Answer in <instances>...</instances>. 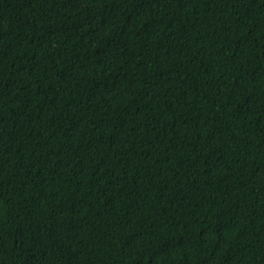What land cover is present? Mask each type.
I'll return each instance as SVG.
<instances>
[{
	"label": "trees",
	"instance_id": "16d2710c",
	"mask_svg": "<svg viewBox=\"0 0 264 264\" xmlns=\"http://www.w3.org/2000/svg\"><path fill=\"white\" fill-rule=\"evenodd\" d=\"M0 264H264V0H0Z\"/></svg>",
	"mask_w": 264,
	"mask_h": 264
}]
</instances>
